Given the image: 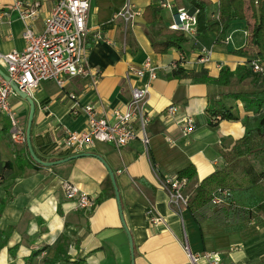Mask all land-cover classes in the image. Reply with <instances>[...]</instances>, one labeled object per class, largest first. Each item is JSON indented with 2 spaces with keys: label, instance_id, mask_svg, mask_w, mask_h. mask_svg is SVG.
I'll return each mask as SVG.
<instances>
[{
  "label": "crops",
  "instance_id": "1",
  "mask_svg": "<svg viewBox=\"0 0 264 264\" xmlns=\"http://www.w3.org/2000/svg\"><path fill=\"white\" fill-rule=\"evenodd\" d=\"M56 1L22 0L25 6L39 5L30 21L35 32L42 31ZM159 1L130 0L141 11L148 5L159 8ZM208 1V16L215 18L219 0ZM14 2L0 0V10L8 12L0 25V53L22 51L25 47L22 34L27 23L12 9ZM125 2L90 0L87 26L103 37L95 40L88 36L90 75L66 79L63 87L44 81L30 95L34 103L31 145L35 155L43 161L80 153L90 155L53 167L37 163L35 167L23 143L11 140L9 122L0 115V264H44L46 252L28 259L44 247L56 250L62 242L69 261L81 259L82 264H210L204 256L208 252H216L220 264H264V217L227 228L209 220L198 225L186 206L170 205L163 184L192 165L195 176L183 188V194L191 196L204 178L224 166L223 155L244 135L241 119L250 113L245 112L240 100L226 95L253 91L251 78L238 82L234 74L229 84L222 86L170 75L174 70L171 63H178L177 68L187 71L204 70L212 79L219 77L223 67L235 72L247 66L254 55L240 51L246 45L245 22L234 21L220 33H197L187 37L181 50L172 48L157 54L150 43L156 30L168 28L175 21L177 8L189 12L193 8L187 0H169L173 9L159 8L160 21L154 26L140 16L125 28L120 19L112 18ZM204 51L208 52L209 61L201 64L198 58ZM180 55L184 58L181 62ZM147 58L158 68L157 78L149 82L145 105L150 115L148 149L139 139L121 148L97 142L79 153L64 149L65 132L81 131L87 126L84 106L91 105L98 116L109 118L112 109L127 104L130 84L136 81L131 75V82L128 80V69L140 66ZM0 69L4 71L1 66ZM217 101L231 108L238 120L226 121L208 114L207 110ZM10 104L25 133L28 103L14 95ZM170 105L178 107L171 117L166 114ZM184 117L192 118L194 123V130L187 136L182 135L179 124ZM109 171L114 175L121 212ZM244 180L238 178V186L228 190L233 191L237 202L248 205L254 199L264 200V178L242 185ZM64 182L91 195L94 207L75 209L74 202L65 199ZM98 197L103 198L96 203ZM152 217L159 221L152 223ZM250 226H255L256 234L243 237ZM61 257L57 251L49 257L48 264H62Z\"/></svg>",
  "mask_w": 264,
  "mask_h": 264
},
{
  "label": "built area",
  "instance_id": "2",
  "mask_svg": "<svg viewBox=\"0 0 264 264\" xmlns=\"http://www.w3.org/2000/svg\"><path fill=\"white\" fill-rule=\"evenodd\" d=\"M158 6L168 10L174 7L169 0H160ZM38 7L37 3L25 6L22 0H15L12 9L17 11L19 18L27 23L22 34L25 47L22 51L0 53V66L4 69L3 72L21 92L28 95H31L44 81H52L59 87H63L66 79L90 75L86 48L88 36L91 35L95 40L103 39L101 34L91 31L87 26L90 0H57L45 18L43 29L39 33L30 26V21L35 18ZM141 15L142 11L136 9L130 0H126L112 18L120 19L126 28ZM7 17L8 12L0 10V25ZM168 29L180 31L186 37H193L197 34L196 11L189 12L184 8H177L175 21L168 26ZM183 59L180 55L179 62ZM208 61V52H202L198 62L205 64ZM177 66L178 63H171L173 69ZM251 68L254 73L264 72L263 65L258 62H253ZM157 69L149 58L145 59L140 66L128 69V80L130 81V77L133 76L136 81L130 84V99L127 104L123 108L112 109L109 118L98 116L91 105L84 106L82 112L87 120L86 128L81 131H66L62 138V147L79 153L87 151L97 142L121 148L139 139L147 150L149 144L147 128L150 115L145 105L149 94V82L157 78ZM144 77H147L145 82ZM14 95L17 94L0 76V115L6 117L9 122L11 140L14 143H24V131L10 104V97ZM177 112L178 107L175 105H170L166 109V114L170 117ZM179 124L183 136H187L194 130V123L190 117L180 119ZM163 184L171 206L176 208L186 206L187 197L183 194V188L187 184L185 179L172 178ZM62 189L65 199L74 202L75 209L89 210L94 207V198L77 186L64 182ZM229 195L228 190L219 189L213 198V203H222ZM150 220L152 223L159 221L154 217ZM204 256L210 264H220V257L216 252H208ZM191 260L195 261V258L191 256Z\"/></svg>",
  "mask_w": 264,
  "mask_h": 264
},
{
  "label": "trees",
  "instance_id": "3",
  "mask_svg": "<svg viewBox=\"0 0 264 264\" xmlns=\"http://www.w3.org/2000/svg\"><path fill=\"white\" fill-rule=\"evenodd\" d=\"M187 1L196 11L197 33H220L234 21L245 22L246 45L240 51H250L254 58L248 62L247 66L239 67L235 72H230L226 67L221 68L217 79L210 78L204 70L187 71L182 68L172 70L170 77H188L193 83H215L227 86L230 78L235 74L238 82L246 77L251 78L254 89L250 92L226 95L235 100H240L244 104L245 112L250 113L241 119L244 135L236 141L229 152L223 155L224 166L204 178L193 190L191 196L187 197L186 209L198 225L206 220L223 228L246 225L249 220L255 217H264V200L254 199L253 203L241 205L235 199L232 190L222 203H213V198L219 189L229 190L230 187L238 186V178L245 179L242 185L254 184L264 178V72L254 73L251 68L253 62H258L264 67V0H219L217 17L215 18L208 16V8L211 5L208 0ZM141 16L146 24L154 26L160 21L159 8L156 5H148L142 11ZM186 41L187 37L182 32L172 31L167 27L158 28L155 36L150 39L151 48L157 54H165L172 48L181 50L182 44ZM207 111L212 117H219L222 120H238L231 108L226 107L222 101L212 103ZM23 148L31 165L38 167L30 158L25 142ZM244 162L248 165L237 170L240 164ZM254 162L259 163L260 169L257 170ZM194 176L193 166L188 165L176 174V179H185L188 182ZM107 181L109 182V180ZM102 198L98 197L96 203L100 202ZM256 232L255 226H250L243 237L253 236ZM65 246L66 244L62 242L56 250L44 247L40 251L33 252L28 261L40 252H46L44 264H48L50 262L49 257L58 251L62 254V264H82L84 262L81 259L69 261L65 253ZM0 247H2L1 244Z\"/></svg>",
  "mask_w": 264,
  "mask_h": 264
},
{
  "label": "water",
  "instance_id": "4",
  "mask_svg": "<svg viewBox=\"0 0 264 264\" xmlns=\"http://www.w3.org/2000/svg\"><path fill=\"white\" fill-rule=\"evenodd\" d=\"M192 12H194L193 9H192ZM0 76L6 82H8V84L10 85V87L12 88V90L14 92L21 99L26 101L28 103V105H29V112H28V117H27V122H26V127H25V133H24V135H25V145H26V148H27V151H28L30 157L32 158V160L35 163H37L38 165L43 166V167H53V166H57V165L65 163V162L74 160L76 158L85 157V156L90 155L88 153H80V154L72 155V156L66 157L64 159H59V160H56V161H43V160L39 159L35 155V153H34V151L32 149V145H31V124H32L33 115H34V103H33L32 99L30 98V95H28V94H26L24 92H21L20 89L18 88V86L15 83H13L10 80V78L1 69H0ZM109 177H110L111 183H112V185L114 187L115 199H116V201L118 203L119 211L121 212L119 194H118V191H117L116 186H115L114 175H113V173L111 171H109ZM127 234H128V232H127ZM128 237H129L130 251L132 253L133 245H132V240H131L129 234H128Z\"/></svg>",
  "mask_w": 264,
  "mask_h": 264
},
{
  "label": "rangeland",
  "instance_id": "5",
  "mask_svg": "<svg viewBox=\"0 0 264 264\" xmlns=\"http://www.w3.org/2000/svg\"><path fill=\"white\" fill-rule=\"evenodd\" d=\"M236 81H237V79H236ZM241 163V162H240ZM254 164H255V167L257 168V170L258 169H260V167H259V163L258 162H254ZM248 164H246V162H244L243 164H240V166L238 167L239 169H237V170H240V168L241 167H243V166H247Z\"/></svg>",
  "mask_w": 264,
  "mask_h": 264
}]
</instances>
